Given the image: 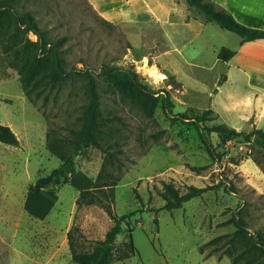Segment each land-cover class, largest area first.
<instances>
[{
  "label": "rangeland",
  "instance_id": "rangeland-1",
  "mask_svg": "<svg viewBox=\"0 0 264 264\" xmlns=\"http://www.w3.org/2000/svg\"><path fill=\"white\" fill-rule=\"evenodd\" d=\"M13 8L30 12L52 40L64 37L59 48L70 73L57 87H46L35 97L43 86L39 84L29 98L11 63V50H4L6 34L0 33V124L11 126L19 140L17 146L0 142V264H78L71 258L67 230L77 224L88 247L112 224L96 204H71L78 177L94 176L87 186L91 189L105 159L93 146L73 157L65 183L50 186L60 194L61 208L44 219L20 211L24 189L61 161L44 144L46 136L61 139L70 150L81 127L89 99L87 78L73 68L93 73L102 116L116 132L103 143L112 144L120 160V168L117 161L107 167L120 176L113 212L134 211L115 242L127 240L130 226L137 251L110 264H232L224 250L235 229L233 214L245 220L251 234L261 231L264 236V146L256 136L221 144V135L212 132L208 138L221 153L215 160L193 125L195 115L211 108L215 119L208 125L222 122L244 132L264 128V106L246 102V111L231 110L228 103L235 89L218 90L224 71L216 61V45L222 42L218 34L206 43L201 35L192 39L201 21L188 19L206 18L200 10L185 0H16ZM164 22L169 23L170 40L180 48L172 49L161 28ZM27 36L36 39L32 32ZM103 65L134 70L158 98L156 103L137 91L116 90L102 73ZM166 92L172 113H184V119L166 113ZM163 182H172L180 193L191 185H222L165 209L159 195ZM2 190L11 193L5 196ZM218 235L222 238L208 242Z\"/></svg>",
  "mask_w": 264,
  "mask_h": 264
},
{
  "label": "trees",
  "instance_id": "trees-1",
  "mask_svg": "<svg viewBox=\"0 0 264 264\" xmlns=\"http://www.w3.org/2000/svg\"><path fill=\"white\" fill-rule=\"evenodd\" d=\"M16 0H0V33L6 34V43L4 50H11V63L16 68L21 88L25 95L32 99V89L43 83L34 94L39 97L46 87L53 89L57 87L63 79L69 76V70L64 67V58L62 50L59 48L64 37L52 40L45 30H42L34 16L28 12L18 13L14 10L13 4ZM190 6L200 10L209 21L215 22L219 27L234 32L241 37V42L264 37V29L253 28L238 22L233 15L224 7L218 5L213 0H185ZM32 32L35 40L28 38V33ZM234 54V50L222 46L217 52V58L228 60ZM76 74L83 75L87 78V87L89 99L83 110L82 124L79 130L75 131V138L71 140L72 146L70 150L60 144L61 139L55 137L50 139L46 136V146L53 155L61 159L58 166L52 168L47 174L39 176L30 189L39 191L42 188H50V186H58L66 182L73 166V157L86 149L88 146L96 147L104 152L105 159L101 164V168L95 177V181L91 189L80 190L76 197V205L96 204L102 207L112 220L111 226L105 232L102 239H96L85 247V237L77 224H73L66 232L67 244L70 250L71 258L78 264H110L113 260L122 261L134 255L137 251L132 237V227L128 226L127 240L117 245L116 236L122 231V224L126 222L134 211L117 215L113 212L112 203L114 201V187L117 185L120 176L107 170L108 166L115 165L120 168V160L115 156V150H111L112 144L103 143L113 138L115 130L106 125L99 108V95L97 84L93 73L88 69L73 68ZM102 73L107 76L111 86L119 92L133 94L139 92L143 97L156 103L157 97L153 96L147 85L141 83L138 75L134 70L124 69L120 67L102 66ZM226 79L225 73H221L218 79L220 85ZM172 102L169 94L166 92L162 106L166 113L175 119L177 116L184 119V113H172ZM215 115L213 110L207 108L200 114L193 117V125L203 142L209 155L219 160L221 153L216 151L212 142L208 138V134L212 132L219 133L220 143L224 144L227 139L243 136L249 141L252 136H256L260 143L264 146V128H254L249 132L239 131L234 127L225 123L206 124L213 121ZM0 142L17 146L19 144L18 137L13 130L4 124H0ZM222 185L219 182L212 186L197 187L189 186L188 190L180 193L172 182H163L159 195L164 200L163 208L172 209L180 206L183 202L200 196L209 188H217ZM224 189H227L224 185ZM239 213V211H238ZM231 221L235 225V229L230 237L225 241L227 246L225 253L231 256L232 264H264V236L261 231L251 234L247 229L245 220L238 214L231 216ZM128 224V223H127ZM222 235H218L208 242H216ZM239 249V250H237Z\"/></svg>",
  "mask_w": 264,
  "mask_h": 264
},
{
  "label": "crops",
  "instance_id": "crops-1",
  "mask_svg": "<svg viewBox=\"0 0 264 264\" xmlns=\"http://www.w3.org/2000/svg\"><path fill=\"white\" fill-rule=\"evenodd\" d=\"M213 1L228 10L238 22L249 27L264 29V0ZM197 19H199L201 23L198 24L192 39H196L201 35L205 37L203 41L206 43V38L213 39V37H215L214 35L218 34L222 43L216 45V52H218V49L222 46L234 50V54L228 60L218 59L216 53V61L221 65V71L223 70L226 75V79L219 85L218 90L228 86L235 89L232 90V95H230L232 100L228 103L230 105L229 108L231 110L235 109L236 111L244 112L246 110L242 108V104L246 102H250L257 106H264V37L241 42V37L238 34L221 27V30L218 31L212 26L211 23L213 21H209L206 18L191 17L188 20L197 21ZM168 27L169 23L167 22H164L161 26L165 37L170 42L172 49L175 50L176 48H180L181 45L177 47L175 45L176 43L170 40L166 31ZM93 178L94 176L91 175L88 176L87 180L78 177L77 184L79 187L76 188L73 194L71 204L77 206L75 200L79 191L90 189V187L87 186L89 181L92 182ZM68 185H71V183H68ZM10 193L6 190L4 191L5 196ZM21 199L20 211H25L41 219L47 217L51 210L60 207L59 205L61 204L60 194L51 192L49 188H42L39 191H33L30 187L28 189L26 188L24 189V195Z\"/></svg>",
  "mask_w": 264,
  "mask_h": 264
},
{
  "label": "bare ground",
  "instance_id": "bare-ground-1",
  "mask_svg": "<svg viewBox=\"0 0 264 264\" xmlns=\"http://www.w3.org/2000/svg\"><path fill=\"white\" fill-rule=\"evenodd\" d=\"M132 65L134 66V64H133V63L131 64V66H132Z\"/></svg>",
  "mask_w": 264,
  "mask_h": 264
}]
</instances>
